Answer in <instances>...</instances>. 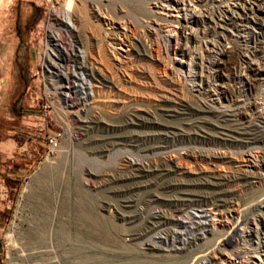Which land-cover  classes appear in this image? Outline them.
<instances>
[{
    "label": "rangeland",
    "instance_id": "1",
    "mask_svg": "<svg viewBox=\"0 0 264 264\" xmlns=\"http://www.w3.org/2000/svg\"><path fill=\"white\" fill-rule=\"evenodd\" d=\"M69 1L0 0V264H68L66 260L60 263L52 257L45 260L38 256L30 258L25 252L30 230L40 223H59L58 215L63 206L66 208L63 219L67 220V223H75L76 208L81 206L95 213V216L102 219V223L113 222V214L118 212L131 214L134 210L142 211L144 209L142 203L131 208H119V205L125 204L124 200L131 196L120 194L131 183L107 181L109 178L121 181L119 179L124 178L123 175L126 176L131 172V169L124 167L125 158L130 159L133 164L142 163L149 167L155 163L156 158L169 159L172 157V159L175 158V162H180L178 158L183 157L187 150L192 152L210 150L213 153L234 156L237 161L231 168L221 162L204 164L190 161L188 169L193 171L199 168L203 171V168L213 167L219 174L222 173L221 175H228L232 171L244 173L257 170L264 175V170L251 167L252 165L247 162V159H251L255 160V164H264V140L262 142L250 141L251 143L246 147L203 145L190 141L175 145L168 151L154 150L153 154L146 156L141 147H134V144L136 145L134 141L138 136L154 133V129L151 125L148 127L126 126L128 122H131L132 116L130 115L138 116L139 114L141 118L144 115V117H149L148 122L152 121L151 118L154 120L153 117L161 122H176L168 116L153 114L156 104L163 99L162 91L167 90L168 86L163 82V79L167 77H173L177 81L180 86V96L193 104L197 102L204 108L221 107V109L228 110L227 113L235 111L239 115L237 118L248 117L243 121L232 122V126L239 132L247 126L255 128L263 126L264 50L255 51L260 50L259 47L264 48V30L260 29V27L264 28V1L253 18V24H241L251 30L242 31L238 35V43L235 41V65L229 69L223 61H220L221 68L216 69L214 75L203 73L206 79L211 77L209 81L217 85L216 89L219 88L222 91L220 96L224 104L221 105L205 93L202 95L196 89L191 90L189 83L184 82L183 75L177 76V62H171L165 58L166 47L159 35L157 36L152 30L150 32L147 24L150 21L149 14L145 12L147 7L141 0H134L132 3L111 0L109 7L106 8L108 12L106 14L103 13L105 11L98 3L99 0L95 2L86 0L85 9L88 10V15L95 22L100 20L102 25L98 27L96 23L95 27L92 24H78L79 31L75 34L78 39L86 43V53L88 52L87 56L89 55L85 65L87 67L97 65L102 68L107 80L110 79L115 84L117 93L111 92L106 97L99 98L103 102H98L95 106L88 105L92 100L82 101L73 108V112L59 94L58 85L54 83L56 80L50 77L47 61V54L50 52V30L54 27L52 13L61 12ZM72 1L77 4L82 0ZM206 10L212 16L217 14L215 12H219L216 5H210ZM75 12L74 10L73 14L76 15ZM157 15L167 21H174L178 13L169 9L167 12L158 11ZM156 19L152 17L151 20ZM110 20H113L114 25L109 27L107 24ZM167 21L160 19L158 23L166 26ZM102 26L105 29L113 28V33L110 32L106 41L103 38ZM229 34H225V39L228 40L224 47L230 52L234 43L229 41ZM175 36L176 34H172L170 40V57H173L174 52L179 49ZM96 38L101 39L102 45L107 47L106 57H103L101 64L92 60V57H95L100 62L97 49H92V45L96 44ZM217 39L211 34L207 41L215 42ZM139 40L148 45L153 44L152 59L137 58L135 49ZM147 54L150 55V51ZM179 59L181 58L177 56V60ZM187 62L186 57L181 59L186 69ZM74 65L78 66L72 63V66ZM254 69H258V73L255 74ZM72 70L75 76L77 75L76 78L71 79L73 85L90 82L88 68L85 67L83 72L78 68H72ZM145 71L150 73L151 77L143 75ZM88 91L92 93L91 90L88 89ZM86 96L85 94L80 95L81 98ZM80 120L84 122V126ZM111 126H118L119 130H109ZM53 135H57V146L50 149L46 139L47 136ZM131 137L134 138L130 139ZM262 168L264 169V165ZM196 178L194 175L191 177L167 176L160 181L154 176H149L141 180L146 183L158 180V182L171 184L184 182L191 185L207 180L205 177ZM222 191L223 212L229 218L221 217L222 220H220L228 225L223 230L225 233L242 214L252 218L253 215L256 216L259 213V210H251L249 205L251 206L256 199L262 198L264 180L258 182L255 179L249 187H242L241 184L236 187H224ZM148 192L157 194L161 190L154 187ZM166 194L176 195L177 192ZM110 207L112 208L109 209ZM155 209L158 212L166 210L163 207ZM203 210L189 208L184 212V216L191 215L196 222L206 225H213L221 219L220 214L209 210L208 207H204ZM244 222L248 223L246 220ZM172 228L180 231V228L176 226ZM199 233L203 237L202 240L194 242L191 247L179 255L178 259L189 262L204 257L207 252H209L208 257L211 253L213 256L212 249L216 245L218 236ZM13 237L17 242L16 246L12 242ZM147 239L158 238L150 236ZM157 241L166 248L162 241ZM244 244L245 242H239L240 246ZM255 257L258 258L257 255ZM168 262L171 261L165 260L162 263Z\"/></svg>",
    "mask_w": 264,
    "mask_h": 264
},
{
    "label": "bare ground",
    "instance_id": "2",
    "mask_svg": "<svg viewBox=\"0 0 264 264\" xmlns=\"http://www.w3.org/2000/svg\"><path fill=\"white\" fill-rule=\"evenodd\" d=\"M99 1L98 3L104 8L105 12L103 13L106 14V8L109 7L111 0ZM121 1L132 3L134 0ZM141 1L147 7V11L145 12L149 14L150 21L147 24L150 32L152 30L157 36L159 35L163 40L164 47H166L165 58L171 62H177V76L183 75L184 82L189 83L191 90L196 89L202 95L205 93V95L212 97L213 101L223 105L224 102H221L222 97L220 96L222 91L219 88L216 89L217 85H213V82L209 81L211 77L206 79L203 73L214 75L216 69L221 68L219 65L220 61H223L226 68L229 69L232 65H235V41L238 43V35L242 31L251 30L246 25L241 24H253V18L257 14V10H260L264 0ZM85 3H87L86 0H82L77 4L70 0L61 12L52 13L54 27L50 30L49 36L50 52L47 54L48 71L51 74L50 77L56 80L54 83L58 85L59 94L72 112L73 108L81 104L82 101L92 100L88 105L95 106L98 102H103L101 97H106L111 92L117 93L115 91V84L110 79H108L110 81L107 80L102 68L97 67V65H91L90 67L85 65L89 55L87 56L88 52L86 53V43L78 39L75 34L79 31L78 24H92L95 27L96 23L98 27L102 25L100 20L95 22L90 18V15L87 13L88 10L86 11L85 9ZM210 5H216L219 12H215L217 14L213 16L212 14H208V9L206 10V8ZM169 9L178 13L174 21H167L157 15L158 11L167 12ZM213 9L215 8L213 7ZM74 10L76 11V15L73 14ZM152 17L157 19L151 20ZM160 19L167 21L166 26L158 23ZM171 23L173 25H170ZM110 25H114L113 20H110V23L107 24L109 27ZM260 29L264 30L261 27ZM112 31L113 28L105 29L102 26L105 41ZM227 33H230L228 35L229 41L234 43V47L230 52L224 47L225 42L228 40L225 39ZM172 34H176L175 40L179 49L174 52L173 57H170L169 49H171L170 40ZM211 34L215 35L218 41H207V38ZM256 48L258 47L256 46ZM259 48L260 50L257 49L255 52L264 50L262 47ZM92 49H97V53L100 55V59H98L100 62L95 57H92V60H95L97 64H101L103 57H106L107 47L105 48L102 45L101 39L96 38V44L92 45ZM135 50L139 59H152L154 56L151 55L153 44L148 45L141 40H139V44H136ZM149 51L150 55L147 54ZM177 56L181 59L183 57L188 59L187 69L181 63V59L177 60ZM72 63L78 66H72ZM85 67L88 68L90 82H83L77 86L73 85L71 79L76 78L77 75L75 76L72 68L81 69L83 72ZM258 71V69H254L255 74ZM143 75L151 77L150 73L146 71L143 72ZM163 82L168 87H166L167 90L164 89L162 91L163 99L156 104L153 114L168 116L176 122H161L158 119L156 120L155 117H153L154 120L151 118L152 121L148 122L147 119L149 117H144V115L141 118L139 114L138 116L130 115L132 116L131 122L126 124L128 127H148L151 125L154 129V133L138 136L136 141H134L136 143L134 147H141L146 156L153 154L154 150L164 152L172 149L175 145L190 141L199 142L203 145L246 147L251 143L250 141L262 142L264 140V125L256 128L247 126L244 129H240L239 132L232 126V122L243 121L248 117L237 118L239 115L235 111L227 113L228 110L221 109V107L210 108L208 106L204 108L197 102L193 104L180 96V86L173 77H167L163 79ZM88 89L92 93H89ZM81 94L87 96L81 98ZM99 98L101 99L99 100ZM227 101L229 102V100ZM146 113L149 114L148 111ZM80 123L84 126L82 120H80ZM111 127L108 129L113 131L119 130L118 126ZM247 156L250 157V155ZM174 159L172 157L169 159L156 158L155 163L148 167V165L146 166L142 163L133 164L130 159L125 158L124 167L131 169V172L126 176L123 175L124 178L121 177L122 179H119L121 181H115L114 178H109L107 181L131 183L126 190L124 189L120 193L124 196L127 194L131 196L125 199L124 206L120 204L119 208H131L138 203H142L144 206L142 207L144 208L142 211L134 210L131 214H120L118 212L113 214V222L102 223V219L100 220V218L95 216V213L94 215L89 209H84L81 206L76 208L74 215L75 223H67V220L63 219L66 213V208L63 206L58 215L59 223H40L30 230L25 246L26 255L30 258L38 256L44 260L52 257L53 260H57L60 263L66 260L68 264H264V192L261 199L258 198L251 203V206L249 205L251 210H259L256 216L253 215L252 218H249L245 214H242L225 233H223V230L228 225L227 223H223L224 221H220L222 220L221 217L229 219L225 212H223L224 203L221 200L223 188L236 187L238 184H241L242 187H249L254 183L255 179L258 182L263 181L264 175L257 172V170L256 172L247 170L248 172L245 171L244 173L232 171L228 175H221L222 173L219 174L212 166L209 169L203 168V171L199 170V168L193 171L188 169V166L191 164H189L190 161L202 162L204 164H217L221 162L227 165V167L229 166V168L235 165L237 160L234 156L213 153L210 150L197 152L187 150L183 157L178 158L180 162L177 161V163ZM247 162L252 165L251 167L254 166L258 167L261 171L264 170L262 168L264 164H255V160L252 161L251 159H247ZM193 175L199 179L205 177L207 180L193 185L184 182H176V184L160 182L167 176L191 177ZM149 176H154L160 181H148L146 183L141 180ZM154 187L159 189V191L161 190V192L157 194L148 192V190ZM196 190H199V192H196ZM205 190L209 192H203ZM176 192V195L166 194ZM156 207H163L166 210L158 212L155 209ZM204 207H208L209 210L220 214L221 219L217 220L219 221L218 223L206 225L205 223L196 222L191 215L184 216V212L189 208H197L204 211ZM249 207L248 210L250 209ZM105 209L108 208L105 207ZM245 220L248 223H245ZM173 226L180 228V231H175L172 228ZM199 232L210 234L213 237L218 236L216 238L217 241L215 240L216 243L212 241L216 244L215 247L212 245L214 247L212 249V252L214 251L213 256L211 253V257L210 255L208 257L207 253L209 254V252H207L204 257L189 262L178 259L179 255L187 250L188 247H191L194 242L202 240L203 237ZM150 236L157 237L158 239H147ZM219 237L220 239H218ZM157 240L162 241L166 245V248L158 244ZM240 241L245 242V244L240 246ZM12 242L14 246L17 245L14 237ZM165 260L171 262L162 263Z\"/></svg>",
    "mask_w": 264,
    "mask_h": 264
},
{
    "label": "built area",
    "instance_id": "3",
    "mask_svg": "<svg viewBox=\"0 0 264 264\" xmlns=\"http://www.w3.org/2000/svg\"><path fill=\"white\" fill-rule=\"evenodd\" d=\"M46 142L50 149L55 148L57 146V135L47 136Z\"/></svg>",
    "mask_w": 264,
    "mask_h": 264
}]
</instances>
